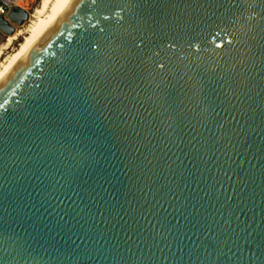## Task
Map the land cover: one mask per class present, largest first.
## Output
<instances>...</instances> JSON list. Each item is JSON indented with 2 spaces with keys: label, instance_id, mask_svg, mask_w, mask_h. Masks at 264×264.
Listing matches in <instances>:
<instances>
[{
  "label": "water",
  "instance_id": "95a60500",
  "mask_svg": "<svg viewBox=\"0 0 264 264\" xmlns=\"http://www.w3.org/2000/svg\"><path fill=\"white\" fill-rule=\"evenodd\" d=\"M0 264H264V0H69L0 80Z\"/></svg>",
  "mask_w": 264,
  "mask_h": 264
},
{
  "label": "bare ground",
  "instance_id": "6f19581e",
  "mask_svg": "<svg viewBox=\"0 0 264 264\" xmlns=\"http://www.w3.org/2000/svg\"><path fill=\"white\" fill-rule=\"evenodd\" d=\"M16 4L20 7L22 1H17ZM69 0H40L38 6L30 14L29 24L21 37L22 40L18 47L3 61L0 62V80L11 69L16 61L28 53L32 48L51 30L54 24L65 14ZM19 30L14 31L6 37V41L0 46V57L2 50L19 35Z\"/></svg>",
  "mask_w": 264,
  "mask_h": 264
},
{
  "label": "rangeland",
  "instance_id": "374dc122",
  "mask_svg": "<svg viewBox=\"0 0 264 264\" xmlns=\"http://www.w3.org/2000/svg\"><path fill=\"white\" fill-rule=\"evenodd\" d=\"M40 0H23V5L19 8L25 10L27 12V19L24 20L20 25H15L12 21H9V24L13 25L14 31L19 30L21 32L19 35L16 36L14 40L7 46V48H4L2 50V55L0 57V62L5 59L6 56H9L17 47L20 41L22 40V36L29 24L30 14L33 13L34 9L38 6ZM8 35H4L0 33V46L5 42L6 37ZM11 52V53H10Z\"/></svg>",
  "mask_w": 264,
  "mask_h": 264
},
{
  "label": "built area",
  "instance_id": "2783aa9c",
  "mask_svg": "<svg viewBox=\"0 0 264 264\" xmlns=\"http://www.w3.org/2000/svg\"><path fill=\"white\" fill-rule=\"evenodd\" d=\"M17 1L22 0H0V15L6 17L7 12L12 6H18L16 4Z\"/></svg>",
  "mask_w": 264,
  "mask_h": 264
}]
</instances>
